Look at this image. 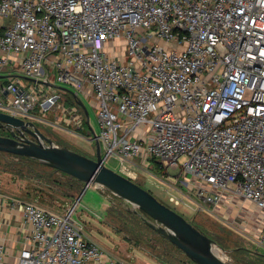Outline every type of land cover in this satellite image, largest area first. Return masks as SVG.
<instances>
[{
  "label": "built area",
  "instance_id": "obj_1",
  "mask_svg": "<svg viewBox=\"0 0 264 264\" xmlns=\"http://www.w3.org/2000/svg\"><path fill=\"white\" fill-rule=\"evenodd\" d=\"M13 55L48 89L14 76L0 111L45 121L61 96L52 95L57 73L98 110L90 139L106 165L117 160L134 181L138 162L180 168L179 187L166 176L175 207L215 210L222 192L243 197L263 211L264 248V0H0V70ZM76 109L63 107L52 124L82 135ZM13 206L31 227L18 264H122L85 235L77 203L61 214ZM4 253L0 244V264Z\"/></svg>",
  "mask_w": 264,
  "mask_h": 264
},
{
  "label": "rangeland",
  "instance_id": "obj_2",
  "mask_svg": "<svg viewBox=\"0 0 264 264\" xmlns=\"http://www.w3.org/2000/svg\"><path fill=\"white\" fill-rule=\"evenodd\" d=\"M116 46L118 50L113 51L112 54L122 58V54L126 49L125 43L117 41ZM51 78L56 86L52 95H61L57 99L56 104L67 107L73 105L80 106L78 99H81L90 113L92 128L99 133L98 110H96L92 100L85 97L83 93H80V95L76 94L77 97L75 95L72 97V94L65 89L73 92L75 90L69 84L59 80L57 73L53 74ZM40 87L43 90L48 89L47 85H41ZM0 98L5 101V97L1 91ZM43 101L44 97L41 95L37 104L38 112L45 106L43 105ZM57 110V106H54L53 109H50L46 113L44 118L48 120L54 119L55 121L57 114L54 112ZM38 127L58 144L96 159V144L93 141L90 142L88 139L89 136L93 135V131L88 125L81 130L82 135L85 134V138L79 135H66L68 139L61 137L60 133L52 129L53 127L49 124L38 123ZM0 135H8V133L0 129ZM186 160L187 157L182 156L179 162L182 165ZM159 163V166L155 164L151 169L140 167L139 162L137 163L138 166H133L132 168L139 174L136 182L151 191L162 202L183 214L190 222L212 237L217 243V251L226 260L236 264H264V248L259 244L257 237L243 235L242 230H238L237 227L231 226L232 228H229L210 213L197 212L187 206L175 207L170 202L167 194V190L169 189L168 182L170 181L167 180L166 176L169 173L173 178L172 180L176 181V186L179 187L178 185H180V181L182 180L181 169L166 167L163 163ZM107 166L119 172V162L117 160H109ZM13 170L17 172L16 177L10 176V172ZM3 175H6V178L19 179L27 189L31 187L35 188L36 185H38L39 189L40 187L54 189L60 184L75 188L84 186L82 182L73 176L51 168L40 161L22 160L15 157V155L0 153V181ZM84 188L85 186L83 190ZM81 195L82 192L78 198ZM71 206H64V210L66 211ZM192 207L195 208L196 206L192 205ZM73 218L83 227L86 236H90L91 231L93 239L99 238L103 242L101 245L105 250H108L117 259L125 261V263L130 261H132L131 263H135L133 260H136L140 255L145 264L193 263L182 250L146 223V220L150 218L145 213L131 202L118 197L104 187L96 186L94 188L92 186L87 188L78 202V207Z\"/></svg>",
  "mask_w": 264,
  "mask_h": 264
},
{
  "label": "water",
  "instance_id": "obj_3",
  "mask_svg": "<svg viewBox=\"0 0 264 264\" xmlns=\"http://www.w3.org/2000/svg\"><path fill=\"white\" fill-rule=\"evenodd\" d=\"M73 93H76L66 89ZM78 104L89 120L90 113L81 99ZM0 126L8 135H0V152L28 157L69 174L85 185L100 186L131 202L150 219L146 223L180 248L195 264H236L217 251L216 241L190 222L176 209L162 202L133 179L108 167L101 145L96 141V159L55 143L32 120L0 111Z\"/></svg>",
  "mask_w": 264,
  "mask_h": 264
},
{
  "label": "crops",
  "instance_id": "obj_4",
  "mask_svg": "<svg viewBox=\"0 0 264 264\" xmlns=\"http://www.w3.org/2000/svg\"><path fill=\"white\" fill-rule=\"evenodd\" d=\"M11 59L13 61L9 64V66H6L0 70V86L2 84V87L0 88V90L3 87H5L9 83L11 78L14 76H20V77L22 76V78L24 79L25 87L27 88L33 87V86L39 88L41 86L40 83L38 84L37 81L34 80L33 78H29L21 73L20 68H19V65H20L19 56L13 55ZM53 85L54 86L52 88H55V84ZM52 88H51V91H52ZM71 94H72L71 96L73 97L74 94L73 93ZM75 106L76 108H78L76 110H79L84 114V117L86 118L85 119L86 126L88 125V127H90L94 133L95 130L91 126L90 117L88 120L84 109L78 105H73V107ZM63 107H67V106L58 105L57 106L58 110L54 113H56L57 116L59 115H62V117L65 116L63 112ZM68 107H71V106H68ZM37 113L41 114V112H38V111ZM35 122L37 125L38 123H46V124L51 125L53 127L52 129L58 131L60 133V136L63 137L64 139H68L66 135H75V136L79 135V134L73 133L71 129L73 127H70L66 125L65 123H63L61 127L54 126L52 124L54 122V119H51V120L46 119L45 121L38 120ZM0 129H2L1 126H0ZM84 135L85 134L79 135V136L85 138ZM88 139L91 142L90 136L88 137ZM12 172H10V176L16 177L15 176L16 173L15 172L12 173ZM1 179L2 180L0 181V193L2 194V198L0 199V244L4 245V248H5L3 261H4V264H18L19 254L27 243V236L29 235L31 231V227H30V224L25 220V217L23 216L21 208L13 206L14 202L19 201V202H26V203H34L46 209L47 211L61 214L65 211L64 206H67V207L71 206L75 200L76 201L74 205L77 203V206H76V209H77L78 202L82 198L86 189L83 190V187L85 185L82 187L79 186V188H75L72 186L68 187L62 184L57 185L54 189L52 188L44 189L41 187L39 189L38 185H36L35 188L31 187L30 189H27L26 187L22 185L19 179L12 178V177L6 178V175H3ZM6 179L7 181H5ZM93 187L95 188L96 186H93ZM81 192H82V195L78 198ZM197 212H200V211H197ZM202 212L212 214V216H214L216 219H219V221H221L224 225L228 226L229 228H232L231 226H233L234 228L237 227L238 230H242V233H244L243 235H246V236L250 235L253 237H257V240H259V237L262 233L263 211L255 207L253 203L247 200H244L243 197L237 196L232 192H222V199L217 205V207L215 208V210L209 207L206 210H202ZM87 237L88 238L91 237L90 239L95 241L99 245H101V243L103 244V242H101L99 238H95V239L92 238L91 231H90V236H87ZM106 251L109 254H111L108 250ZM113 257L116 258L115 256ZM116 260L122 264H135V263L145 264V262L142 261L141 255L136 260H133V262L135 263H131L132 261L125 263V261L119 260L117 258ZM151 260H154V259H151ZM192 264H195V263L193 262Z\"/></svg>",
  "mask_w": 264,
  "mask_h": 264
},
{
  "label": "trees",
  "instance_id": "obj_5",
  "mask_svg": "<svg viewBox=\"0 0 264 264\" xmlns=\"http://www.w3.org/2000/svg\"><path fill=\"white\" fill-rule=\"evenodd\" d=\"M0 153H2V154H9V153H4V152H0ZM11 155H13V154H11ZM15 157H18V158H20L22 160H34L35 161V159H31V158H28V157L17 156V155H15ZM155 164H157L159 166L160 163L156 161ZM13 172L17 173L15 170H13Z\"/></svg>",
  "mask_w": 264,
  "mask_h": 264
}]
</instances>
